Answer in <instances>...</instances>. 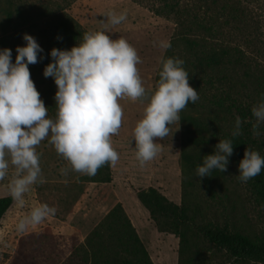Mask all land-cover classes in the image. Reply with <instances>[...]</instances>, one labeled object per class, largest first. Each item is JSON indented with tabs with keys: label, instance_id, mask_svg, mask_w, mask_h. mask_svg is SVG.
I'll return each mask as SVG.
<instances>
[{
	"label": "rangeland",
	"instance_id": "rangeland-1",
	"mask_svg": "<svg viewBox=\"0 0 264 264\" xmlns=\"http://www.w3.org/2000/svg\"><path fill=\"white\" fill-rule=\"evenodd\" d=\"M20 1L28 2L33 8L47 6L51 11L61 9L72 16L87 32L103 29L113 39L121 37L126 39L137 50V54L142 60V63L137 67L144 87L148 90L147 87L151 84L155 89L154 77L160 66V60L165 54V50L158 46L159 42L170 41L177 32L173 15L162 16L153 13V9L162 4V0ZM246 5L249 12L252 11L251 13L254 15L252 23H247V26L243 27L242 32L247 36L241 39L239 30L234 29L229 40L234 43H241L243 40L247 50L254 56L256 67L264 71V0H250ZM109 11H114L117 14L126 12L127 19L119 25L112 26L106 17V13ZM49 20L50 18L42 24L43 28H48ZM28 34L33 36L37 43L43 47L46 39L44 35H37V32L35 35L30 32ZM25 44L26 41L21 35L19 46ZM3 49L4 47L0 45V50ZM9 49L12 50L14 62L16 48L10 46ZM29 70L42 97L47 88L44 83H41L43 77L39 62L29 65ZM216 73L215 70L198 74L200 77L197 89L199 100L195 104H189L184 111L193 115L219 113L215 98L226 95H229L231 99L226 100L224 106L235 101L237 106L247 107L251 110L264 96V92L256 95L255 92L249 93L247 89L241 90L230 87L223 81H217ZM238 73L236 78L241 77V72L238 71ZM208 76L213 79V83L209 82ZM143 102L145 103V100L132 102L125 99L120 101L124 108L123 123L119 135L112 138L113 147L119 153L120 159L115 167L109 165L112 179L108 185L83 183L79 180L82 174L71 170V166L57 154L48 139L41 142L37 152L40 154V167L45 182L33 185L30 191L25 194L24 208H17L12 200L11 206L1 218L0 264H61L70 250L83 243L90 231L117 203L122 206L153 264H179V238L173 234L158 232L148 214H133L137 209L130 201L131 194L140 189L132 176V166H134V160L136 161L135 141L132 138V133L137 121L142 118L143 109L147 104V102L145 104ZM45 106L48 108L47 103ZM231 108L228 113L224 110L220 113L222 121H216V124L229 134L234 128L235 118L239 116L237 109ZM48 115L52 117L49 111ZM248 120L251 121L249 131L254 139L252 148L257 152H264V124H261L259 128L261 134L256 136L252 130L255 118L252 115L247 116L245 121ZM180 137L181 125L173 141H156L162 146H171L170 150L161 148L160 154L165 152L161 159L170 157L173 167L177 171L175 186H169L165 181L159 180L161 187L157 190L168 200L178 205L182 202L183 196L184 204L195 209L194 221L196 223L210 222L219 227L238 231L251 239L264 240V203L251 191L248 182L244 183L238 179L239 162L237 157L234 154L230 156L227 171L220 172L218 170L215 179L211 177L201 179L197 177L196 173H182ZM219 140L222 138L217 136L206 146L198 148L190 146V150L197 153L214 154L215 145L219 143ZM123 155L126 157L123 158ZM157 157L154 161L157 159L158 162L159 158ZM121 162H125L128 167L125 174L117 169ZM61 169H68L67 175H62ZM11 171L10 168V174ZM9 179L10 176L4 181H0V197L8 196L7 183ZM120 193L122 194L121 201L128 204L126 207L117 201ZM42 203L55 207L56 214L35 228L30 227L23 233L18 232L16 225L19 219L26 215L33 206ZM187 236L194 264H253L256 262L236 260L226 250L209 244L200 236H195L191 232H188ZM258 264H264V262H258Z\"/></svg>",
	"mask_w": 264,
	"mask_h": 264
},
{
	"label": "clouds",
	"instance_id": "clouds-1",
	"mask_svg": "<svg viewBox=\"0 0 264 264\" xmlns=\"http://www.w3.org/2000/svg\"><path fill=\"white\" fill-rule=\"evenodd\" d=\"M106 17L116 26L127 19V14L109 11ZM23 39L26 44L16 47L14 62L11 49L0 50V181L10 176L7 192L17 208L25 207V194L33 185L45 182L37 152L45 139L72 171L95 176L101 167L106 164L115 167L120 159L112 140L119 135L123 123L120 101L147 100L132 133L135 158L143 168L161 152L156 141L173 135L172 125L178 131L180 113L190 102L195 104L199 100L180 58H161L160 79L149 93L137 67L142 63L137 50L126 39H113L102 29L84 33L82 42L70 49L50 51L52 61L45 66L43 75L54 79L57 91L56 114L49 117V108L29 70V65L43 58H38V54L44 50L33 36L25 33ZM158 46L167 50L171 43L160 41ZM251 113L255 118L253 134L259 136V128L264 124V96ZM244 122L240 116L235 118L232 137L242 135ZM233 146L232 139L219 140L214 154L204 156L203 164L197 167V177H211L213 170L226 172ZM238 168V179L246 183L264 169V158L247 147ZM67 173L68 169H61L62 175ZM56 211L46 203L33 206L19 219L16 230L23 233L35 228Z\"/></svg>",
	"mask_w": 264,
	"mask_h": 264
},
{
	"label": "trees",
	"instance_id": "trees-1",
	"mask_svg": "<svg viewBox=\"0 0 264 264\" xmlns=\"http://www.w3.org/2000/svg\"><path fill=\"white\" fill-rule=\"evenodd\" d=\"M250 0H162V4L153 9L155 15H173L176 23V36L170 39L171 48L165 50L164 59L180 58L184 61V69L189 74V84L195 90L199 88L200 77L204 71H217V81L228 83L230 87L255 92H264V71L255 65L254 56L241 43L229 40L231 32L238 29L240 37L243 27L252 23V11L247 9ZM50 18L48 28L42 24ZM254 23V22H253ZM256 24V22H255ZM44 35L46 37L39 54V68L42 74L41 83L46 90L41 99L48 104V111L54 118L56 106L54 96L57 91L54 79L45 78L43 70L52 61L50 51L53 48L70 49L83 40L87 31L69 14L61 9L51 11L47 6L33 8L28 2L20 0H0V45L4 48H16L20 44L21 35L25 33ZM233 33V32H232ZM160 64L154 77L157 84ZM241 72V77L236 78ZM232 76H231V75ZM209 77V76H208ZM213 79L209 77V82ZM231 97L215 98L219 113L211 115L197 113L195 115L182 111L180 113L181 137L180 160L182 173H196L203 158L210 153H197L190 146L198 148L214 141L217 136L232 139L233 154L240 162L245 149L252 150L254 139L249 131L251 121L241 126L242 135L232 137L220 128L216 121H222L220 113H228L235 107L242 120L251 116L247 107L237 106L235 101L225 105ZM191 104V102L189 103ZM255 151V150H254ZM264 158V152H259ZM218 170L211 172L215 179ZM108 164L101 167L95 176L82 175L83 183H108L111 181ZM251 191L264 203V169L256 177L248 181ZM136 197L144 207L150 219L160 233L173 234L179 238V264H194L189 249L187 233L202 237L209 244L226 250L229 255L239 261L264 262V240H254L249 236L213 223H196L195 209L182 202L178 205L168 200L154 187L140 188L135 191ZM183 195V193H182ZM12 198L0 197V220L11 206ZM61 264H153L147 250L141 242L122 206L117 203L85 237L84 242L73 247Z\"/></svg>",
	"mask_w": 264,
	"mask_h": 264
},
{
	"label": "crops",
	"instance_id": "crops-1",
	"mask_svg": "<svg viewBox=\"0 0 264 264\" xmlns=\"http://www.w3.org/2000/svg\"><path fill=\"white\" fill-rule=\"evenodd\" d=\"M148 91L151 93L154 88L153 86L150 84L148 87ZM138 102V101H137ZM147 102V100H145V103ZM143 102V104H145ZM123 111H124V108H123ZM172 128V132H173V135H169L167 137H165L163 140L165 141H168V142H171L174 140L175 136H176V125H172L170 126ZM160 141V140H158ZM160 144V143H159ZM161 145V144H160ZM168 148V150L172 149L171 146H162L161 145V148ZM165 152H163V154H160L158 155L157 158H159L158 162H157V159L156 161H151L150 164L148 162L147 167L145 168H141L139 166V162L136 160H134V166H132V176L134 177V181L138 183V188H147L149 186L151 187H154V188H160L161 187V181L159 180H162V181H165V183L169 186H175V181L177 179V171H175V167H173V164H172V160L170 157H168L167 159H161L162 156L164 155ZM126 157V155L124 156L123 155V158ZM161 159V160H160ZM156 162V163H155ZM127 168L126 165H125V162H121L120 166H118L117 169H120V171H122L124 174L126 173L127 171ZM130 169V168H129ZM159 181V182H156V181ZM146 185H143L145 184ZM102 185H108L110 184V182L108 183H100ZM119 195V194H118ZM121 193H120V196L118 197L117 201L122 203L123 206L126 207V205L128 204H125V201L124 203L121 201L122 197H121ZM131 203L133 204L134 208L137 209V211H134L133 214L137 215V214H141V215H147L148 212L147 210L141 206V204L139 203L136 195H135V192L134 194L132 193L131 194ZM143 209V210H142ZM144 211V212H143ZM149 215V214H148Z\"/></svg>",
	"mask_w": 264,
	"mask_h": 264
}]
</instances>
